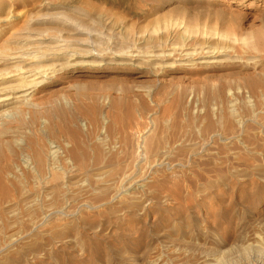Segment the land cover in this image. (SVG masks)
Returning a JSON list of instances; mask_svg holds the SVG:
<instances>
[{
    "label": "rangeland",
    "instance_id": "obj_1",
    "mask_svg": "<svg viewBox=\"0 0 264 264\" xmlns=\"http://www.w3.org/2000/svg\"><path fill=\"white\" fill-rule=\"evenodd\" d=\"M3 19L87 55L42 67L53 117L0 116V259L264 264V0H0V50Z\"/></svg>",
    "mask_w": 264,
    "mask_h": 264
},
{
    "label": "bare ground",
    "instance_id": "obj_2",
    "mask_svg": "<svg viewBox=\"0 0 264 264\" xmlns=\"http://www.w3.org/2000/svg\"><path fill=\"white\" fill-rule=\"evenodd\" d=\"M50 1L54 2V0H50ZM75 12L77 15L82 14V15L86 16V14L89 12V10L86 9L85 7H80V8L78 7ZM97 16L99 17V15H97ZM97 16L95 18L97 19V23H98V19H100V18H97ZM93 18L94 17L92 16V20H93ZM77 19H79V18H77ZM73 20H74V18H73ZM86 21L88 22V20H86ZM87 22L85 23L86 25H87ZM89 22H91V20ZM100 22H101V20L99 21V23ZM71 24H73V23H71ZM1 25L4 26L3 27V35H6L8 33V35L12 36V34L14 32L12 33V31H10L11 27L9 26V21L7 19H3V23ZM82 26H83V24H82ZM47 30H44V31H47ZM55 31H57V30L55 29ZM8 35H6V37L3 39V41H2L3 44L1 45L2 49L0 50V76L3 79L0 81V116H3L4 114H7L8 112H13L16 115L15 120L19 124H23L26 121V114H28L29 120L31 119L30 121L41 120L44 117H47L50 119L54 115L53 108L55 110H57L55 108V105H54L55 104L54 100L52 98H49L46 96H45V98H43V96H40V95L36 96L37 91H34L35 89H33L38 83H40L39 80H37V79L42 76V73H41L42 69H43L42 67L46 65L47 61H50L51 59H53V61H54V58H56V57L58 58L61 56V57H65L64 59L66 60L64 63H62V62L59 63V64H61V66H59V68L63 69L64 67H66L68 65L69 60H71L73 58V56H76V55L86 56L87 54L85 55L83 53V52H85L84 48L82 50L81 48H79V46L77 44H74V43H64L63 42L62 44H58L59 43V41H58V43L56 42L57 44L54 43L52 45L51 43L43 44L42 41H36V40L35 41L29 40V41H22V42L16 41L13 43H8V40H9ZM56 35H59V34L57 33ZM28 37H30V36H28ZM31 38H33V37L31 36L30 39ZM57 38H58V36H57ZM185 53H187V55H185V56H188V54H189V57H190V53H188V52H185ZM70 57H72V58H70ZM94 62H95V60H94ZM57 63L53 62L54 65ZM43 74H44V70H43ZM11 77H15V78H11ZM12 82H14V83H12ZM42 115H45V116L42 117ZM24 124H26V123H24ZM8 127L11 129L10 126H8ZM16 129H17V127H16ZM162 153H163V151H162ZM38 156H39L38 158L43 159V156L41 154H38ZM162 156H164V154ZM125 175H127V174H125ZM125 175H123V176H125ZM130 181H132L133 184L135 182L133 180H130ZM132 182H131V184H132ZM128 183L130 184V182H128ZM129 186L131 187V185H129ZM127 187H128V185H127ZM68 225H71V222ZM257 242H259V241L257 240ZM260 243H261V241H260ZM260 243H257V244H260ZM259 247H260V252H262L264 254V246H259ZM207 260H209V259L207 258ZM0 264H11V260L9 259L8 256L2 257L0 259Z\"/></svg>",
    "mask_w": 264,
    "mask_h": 264
}]
</instances>
